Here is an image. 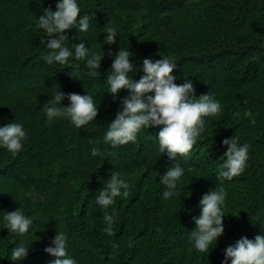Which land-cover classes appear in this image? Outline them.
I'll return each mask as SVG.
<instances>
[{"label": "trees", "instance_id": "obj_1", "mask_svg": "<svg viewBox=\"0 0 264 264\" xmlns=\"http://www.w3.org/2000/svg\"><path fill=\"white\" fill-rule=\"evenodd\" d=\"M56 2L0 0V127L15 121L27 136L16 155L0 148V217L19 209L31 218L24 235L10 233L0 219V264H13L8 255L20 243L29 251L16 264H50L55 257L44 249L54 246L57 231L65 232L77 264H221L227 246L264 233V0H79L78 19L87 16L89 28L65 30V46L73 54L79 44L103 53L96 77L88 75L87 56L73 55L63 66L43 59L58 34L35 29V21ZM105 27L117 30L110 44ZM121 48L131 53L133 80L144 75L135 72L143 59L170 58L175 83L189 80L194 98L219 101L220 112L204 118L205 131L187 157L160 153L151 127L135 142H103L128 94L121 89L114 99L105 85ZM55 90L64 107L69 94L91 95L97 116L79 129L66 119L47 121L42 109ZM234 136L249 145L248 160L228 181L218 171L227 150L222 141ZM93 147L109 155L93 157ZM176 162L185 172L165 200L160 177ZM112 174L129 184L128 194L101 209L95 197ZM221 187L224 231L208 254L199 253L189 241L192 217L202 196ZM113 211L109 235L103 215Z\"/></svg>", "mask_w": 264, "mask_h": 264}, {"label": "clouds", "instance_id": "obj_2", "mask_svg": "<svg viewBox=\"0 0 264 264\" xmlns=\"http://www.w3.org/2000/svg\"><path fill=\"white\" fill-rule=\"evenodd\" d=\"M37 5L40 0H36ZM79 0H57L55 10L44 8L43 14L36 17L35 29H43L44 34H58V38L51 39L47 48L50 53L43 59L47 64L52 65L58 62L63 66L69 62L74 55L77 61H84L90 77H96V69L102 59L103 53L88 51L83 44L75 46L74 54L65 46V30L78 27L81 32L89 28L88 17L82 16ZM105 43L113 42L117 30L114 27H105ZM131 53L126 48H121L115 55L105 85L107 92L115 94L121 89H127L128 94L122 101V107L117 112L115 119L107 126L102 137L103 142L112 147L135 142L137 135L143 129H158L155 131L156 142L160 153H167L170 158L177 156L187 157L197 138L205 131V117H215L221 110V105L211 94L194 98V90L191 82L185 80L178 85L177 79L171 75L176 67L175 62L170 58H161L154 62L150 58L142 61V66L135 69V72H143L138 81L131 78L129 73H134V66L129 61ZM51 99L45 104L42 111L47 121L55 119H66L75 128H81L93 121L98 114L97 106L93 97L89 94H69L68 106L61 105L64 95L57 90L51 93ZM245 116H252L251 112H245ZM255 124V119L249 120ZM27 138L24 127L21 123L8 122L0 127V148L16 155L22 150ZM227 146L224 152V160L218 171V177L223 180H232L239 176L246 167L248 160V144H240L238 138L222 141ZM91 155H100L103 158L109 153L100 154L96 147L91 149ZM192 171L191 168L188 169ZM185 169L176 162L169 167L164 175L160 177V183L165 186L162 197L168 200L175 195L177 182L181 179ZM129 184L124 179H118L116 174L106 180L105 186L95 197L96 204L101 209H108L114 205L115 198L128 194ZM121 189L124 191L122 192ZM32 196V193L28 194ZM225 191L221 187L212 189L199 200V215L192 217L193 230L189 232V241L192 247L199 253H209L216 244L217 238L224 231L222 218L224 215ZM116 216L105 212L104 223L107 225L105 232L111 235V228ZM3 227L10 233L24 235L31 224V218L19 209L3 214L0 217ZM52 245L44 251L55 257L50 264H77L76 260L68 253V237L64 231H57ZM29 247L24 243L11 249L8 259L16 262L25 259ZM221 264H264V233L255 235L252 239L242 236L235 243L224 249V259Z\"/></svg>", "mask_w": 264, "mask_h": 264}]
</instances>
